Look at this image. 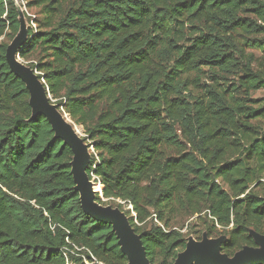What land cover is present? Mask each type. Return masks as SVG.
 Listing matches in <instances>:
<instances>
[{"label": "trees", "instance_id": "trees-1", "mask_svg": "<svg viewBox=\"0 0 264 264\" xmlns=\"http://www.w3.org/2000/svg\"><path fill=\"white\" fill-rule=\"evenodd\" d=\"M17 2L38 9L19 58L81 128L96 201L125 213L150 264L185 249L172 227L183 218H195L198 241L225 236L229 257L255 247L264 98L251 96L264 92V0ZM19 29L14 0H0V264H127L111 226L81 207L71 149L33 117L8 67Z\"/></svg>", "mask_w": 264, "mask_h": 264}, {"label": "water", "instance_id": "water-1", "mask_svg": "<svg viewBox=\"0 0 264 264\" xmlns=\"http://www.w3.org/2000/svg\"><path fill=\"white\" fill-rule=\"evenodd\" d=\"M14 2L19 13L20 29L7 47L5 58L10 71L26 86L33 117L41 115L46 118L55 137L61 139L71 149L73 154L71 173L83 211L93 219L111 226L120 251L127 259V264H150L141 238L131 227L125 213L118 208L104 206L96 201V194L102 201L103 197L102 189L100 193L93 192V180L87 175L92 146L85 143L79 136L77 126L53 103L43 79L38 78L36 70L20 60L19 52L26 42L27 28L22 9L17 0ZM249 235L255 247L245 246L229 257L221 252L222 244L226 241L225 236L208 238L203 233L199 241L191 239L186 241L185 249L177 255L173 264H264V235L253 230L249 231Z\"/></svg>", "mask_w": 264, "mask_h": 264}, {"label": "rangeland", "instance_id": "rangeland-1", "mask_svg": "<svg viewBox=\"0 0 264 264\" xmlns=\"http://www.w3.org/2000/svg\"><path fill=\"white\" fill-rule=\"evenodd\" d=\"M22 11H25L27 14H26V19H24V23L26 25V28L28 27V24L31 25V27L33 29H35V25L33 24L32 25V21L37 17V13H38V9H25V8H22ZM2 40V38L0 39V41ZM249 52H252L254 54V56L258 59L260 57V53L258 51H249ZM21 60V59H20ZM22 62H24L23 60H21ZM26 65L27 63L24 62ZM28 66V65H27ZM209 75V72H204V75H203V79H202V82L204 83H209V79L207 78V76ZM252 98L254 99H260V98H264V92L262 91H257L255 93H252ZM61 111V109H59ZM77 130L80 134V137H82V139L85 137L84 134L82 133V130L80 127H77ZM86 144L88 145V143L86 142ZM93 183H97L96 181L93 180ZM103 201H105L103 199ZM123 208L125 210H127L128 208L130 207H125V205L123 204ZM195 223V218H183L182 220L178 221L177 225H172V227H174L175 229H179V227L181 228L180 229V232L185 234V238H186V241L187 240H194V241H197V236H198V232H199V229L198 228H194L193 231L195 233H188L189 229L191 227H193V224ZM203 235V233H202ZM202 235H201V238H202ZM200 238V239H201ZM84 263L85 264H89L87 262V260H84Z\"/></svg>", "mask_w": 264, "mask_h": 264}, {"label": "bare ground", "instance_id": "bare-ground-1", "mask_svg": "<svg viewBox=\"0 0 264 264\" xmlns=\"http://www.w3.org/2000/svg\"><path fill=\"white\" fill-rule=\"evenodd\" d=\"M79 133V132H78ZM79 136H80V134H79ZM91 152V151H90ZM92 190H93V192H101V187H100V184H98V183H94V185H92Z\"/></svg>", "mask_w": 264, "mask_h": 264}, {"label": "built area", "instance_id": "built-area-1", "mask_svg": "<svg viewBox=\"0 0 264 264\" xmlns=\"http://www.w3.org/2000/svg\"><path fill=\"white\" fill-rule=\"evenodd\" d=\"M23 12V11H22Z\"/></svg>", "mask_w": 264, "mask_h": 264}]
</instances>
